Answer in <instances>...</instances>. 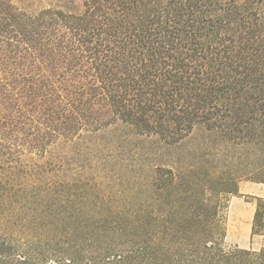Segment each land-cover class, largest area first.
Listing matches in <instances>:
<instances>
[{"label": "trees", "instance_id": "trees-1", "mask_svg": "<svg viewBox=\"0 0 264 264\" xmlns=\"http://www.w3.org/2000/svg\"><path fill=\"white\" fill-rule=\"evenodd\" d=\"M244 180L264 0H0V264H264L225 245Z\"/></svg>", "mask_w": 264, "mask_h": 264}, {"label": "rangeland", "instance_id": "rangeland-1", "mask_svg": "<svg viewBox=\"0 0 264 264\" xmlns=\"http://www.w3.org/2000/svg\"><path fill=\"white\" fill-rule=\"evenodd\" d=\"M264 198V183L242 181L240 193L230 197L227 215V236L225 245L230 248L239 245L259 249L264 245V236L252 238V223L256 209L254 197Z\"/></svg>", "mask_w": 264, "mask_h": 264}]
</instances>
